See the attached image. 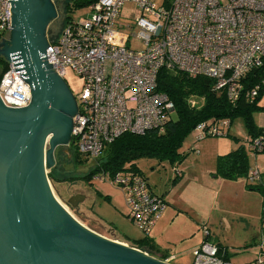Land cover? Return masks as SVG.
<instances>
[{"label":"built area","instance_id":"obj_1","mask_svg":"<svg viewBox=\"0 0 264 264\" xmlns=\"http://www.w3.org/2000/svg\"><path fill=\"white\" fill-rule=\"evenodd\" d=\"M13 1L0 0V42L9 38ZM127 6L137 13L129 23L121 15ZM89 10L84 22L68 18L60 32L48 38L43 57L62 79L71 69L82 80L71 141L94 165L122 135L165 131L175 107L157 90L161 70L210 79L215 90L234 104L244 77L263 64L264 0H172L168 6L162 0L159 7L152 0H97ZM26 80L22 66L8 63L0 79V98L6 107L30 104ZM258 91L259 86L250 90L247 98L254 101ZM228 125V121L201 122L194 129L196 140L224 136ZM244 144L250 154L263 153L264 131ZM174 174L181 176L176 168ZM93 179L108 180L120 188L127 218L148 236L166 205L146 179L129 169L112 175L102 172ZM248 179L259 183V170H250ZM209 238V230L203 228V241L192 251V264H235L226 259L227 250ZM173 260L169 256L162 262Z\"/></svg>","mask_w":264,"mask_h":264},{"label":"water","instance_id":"obj_2","mask_svg":"<svg viewBox=\"0 0 264 264\" xmlns=\"http://www.w3.org/2000/svg\"><path fill=\"white\" fill-rule=\"evenodd\" d=\"M56 6L14 0L9 38L0 42V58L22 66L31 89L24 108L0 98V264H167L91 231L53 194L48 171L59 147L71 142L77 114L76 99L43 57ZM85 198L67 202L76 209Z\"/></svg>","mask_w":264,"mask_h":264},{"label":"rangeland","instance_id":"obj_3","mask_svg":"<svg viewBox=\"0 0 264 264\" xmlns=\"http://www.w3.org/2000/svg\"><path fill=\"white\" fill-rule=\"evenodd\" d=\"M152 2L157 7L162 4V0ZM89 14L88 5L77 7L74 1H71L66 18L82 23ZM121 15L123 21L127 19L129 23L136 18L137 13L132 7L127 6L122 9ZM53 33L55 32L49 29V37H52ZM2 61L4 60L0 58V73L4 68ZM63 82L76 99L82 91L81 78L71 69H67ZM263 101L264 94L261 95L262 104ZM190 103L198 108L202 104V99L193 97ZM172 118L176 119V116L172 115ZM224 133L228 136L206 137L197 141L198 133L193 130L180 148L182 153L180 160L142 156L125 166V169H129L134 165L146 179L149 189L165 202L162 218L148 238L153 241L158 239L163 248L169 249V254L176 255L173 264H192L191 252L196 244L198 246L201 244L203 228L209 230L212 238L214 235L218 237L219 243L228 248L227 252L232 259L239 250L245 249L242 240L248 230L252 234L259 230L261 203V207L257 205L255 217L248 218L251 227L246 233L243 231L246 225L240 221V216L245 214L246 210L249 212L248 215L253 216V205L262 194L249 191L248 200L252 206H245L241 201L243 198L241 195L237 198L231 195L238 190L239 185L241 190L246 191L241 181H227L215 176L217 156L237 150L249 138L243 119L234 118ZM67 150L62 147L56 152V163L52 170L56 171L55 179L59 183L53 185L50 182L53 194L60 204L82 225L107 239L117 241L118 238L132 243L146 238L127 218L120 188L108 180L101 182L92 178L86 183L84 177L96 164L89 160L76 167L73 163L75 160L72 161L71 150ZM174 167L182 171L181 177H175ZM75 194L84 195L86 198L76 209H72L67 201Z\"/></svg>","mask_w":264,"mask_h":264},{"label":"trees","instance_id":"obj_4","mask_svg":"<svg viewBox=\"0 0 264 264\" xmlns=\"http://www.w3.org/2000/svg\"><path fill=\"white\" fill-rule=\"evenodd\" d=\"M71 1H74V5L79 7L84 5L89 6L97 0H67L65 7L66 13L71 5ZM171 1L163 0L165 6L170 5ZM66 20L67 18H65ZM2 62L4 63V68L0 73V79L8 69V63ZM157 81V90L166 94L174 103L175 111L172 115H175L176 119L171 117L163 133L159 134L158 132L152 131L146 133L144 136L125 134L116 139L105 148L94 168L88 171L84 177L86 183H89L95 175L102 172H108L111 175L120 172L126 168L127 163L142 156L180 160L182 158L180 148L183 142L201 122L228 121V129L234 118L241 117L244 121L248 137L257 138L264 131V129L257 127L254 120L255 113L264 111V108L258 105L261 100V95L264 94V59L261 67L252 70L244 77L242 80V93L239 100L234 104L227 100L224 92L215 90L213 81L207 78L199 77L191 79L182 73L161 70L158 73ZM257 86H259L258 95L254 101H250L246 94ZM193 97L202 99L200 107L197 108L191 105L190 102ZM226 135L228 136L227 133L224 134V136ZM71 146L72 161L75 160L73 163L76 167L81 163L88 162L87 159L77 152L73 142ZM129 170L140 175L134 165ZM248 172L249 152L246 150L245 144L231 153L219 156L216 160L215 176L221 179L236 181L241 178H247ZM55 174L56 171L52 169L48 174L49 180L53 185L59 183L55 179ZM247 187H255L260 192H263L259 186H251L248 184ZM133 245L137 249L145 247L149 252L153 251L156 246L147 237L133 241ZM218 247L224 249L220 245ZM226 259L230 260V256L227 253Z\"/></svg>","mask_w":264,"mask_h":264},{"label":"crops","instance_id":"obj_5","mask_svg":"<svg viewBox=\"0 0 264 264\" xmlns=\"http://www.w3.org/2000/svg\"><path fill=\"white\" fill-rule=\"evenodd\" d=\"M258 105H259V107L264 108V103L262 104L261 100H260V102H259ZM254 120H255V123H256V125H257L258 128L264 129V111L255 113ZM223 155H226V154H223ZM223 155H219V156H223ZM219 156H217V158ZM215 164H216V162H215ZM255 169L259 170V174H260V181H259V183L249 182L248 175H247V178H243V179L236 180V181H241L242 186H245V190L247 192L241 190L240 189V185H239L238 186V190L236 192H232V194H231L235 198H237V197H239L241 195L243 197L241 199V201L244 202L245 206H249V207L252 206V203L248 200V198H250V197H248L249 194H250L248 192L250 191V192H256L258 194H262V197L261 198L260 197H257L258 202L256 201L255 202V205H253V209H252L253 210V216L248 215L249 212L247 210H246L245 214H242L240 216V221H243L245 223V225H246V227L243 229V231L246 233V231L248 230V228L251 227V224L249 223L248 218L253 219L255 217L254 216V213L256 212L257 205H259V207H261L260 206V203L262 204V215H261V219H260V227H259V230L257 232H254V234L250 233L249 230H248V232L246 233L245 237L242 240V242L244 244L243 247L245 249L239 250L238 251V254H235V257L233 259L230 256V258H231L230 260L233 263H235V264H258L257 263V260L259 258H263V260H262V262L260 264H264V210H263L264 209V152L263 153H259V154L254 155V156L249 153V171L250 170H255ZM181 176H182V171H181ZM248 184L251 185V186H259V188H261L263 190V192H260L258 190V188H255V187H253L255 189H253L252 187H250V188L247 187ZM159 221L157 222V225H155V227L151 230V232H150V234L148 236H150L151 233L156 228V226H158ZM148 236H145L144 235V237H147V238H148ZM116 240H117V242L122 243V244H125L127 246L135 247V245H133V242L130 243V241L119 240L118 238ZM209 240L211 242H213L214 244H217V245L222 246L219 243L218 237H216V235H214L213 238H212L211 233H210ZM248 240H249V242H248ZM202 241H203V239H202ZM153 243L156 245L155 248L153 249V251H150L149 252V250L147 251L145 247L142 248V249H139V250H142V251L146 252L149 256H151V257H153L155 259H158L160 261L165 260L169 256H174V259L176 260V255L169 254V249L168 248H165V247L163 248L161 246V244L158 243V239H157V241L154 240ZM249 244L252 245L253 247L250 248L251 246ZM247 245H249V246H247ZM254 245L258 246V248H255L256 246H254ZM195 246L198 247L197 244ZM195 246L193 247L194 249L196 248ZM222 247H224V246H222ZM224 249L228 250L227 247H224ZM227 254H228V252H227ZM191 255H192V252H191ZM171 264H173V263L171 262Z\"/></svg>","mask_w":264,"mask_h":264},{"label":"flooded vegetation","instance_id":"obj_6","mask_svg":"<svg viewBox=\"0 0 264 264\" xmlns=\"http://www.w3.org/2000/svg\"><path fill=\"white\" fill-rule=\"evenodd\" d=\"M66 1L67 0H53V2H55L56 5H57L56 7H57V11H58V20H56L55 22L51 23L50 26L48 27L49 29H51V32H55V33H53V35H57L60 32V30L62 28V25L65 22V18H66V10H65ZM71 143H72V141L69 143L68 146H62V147L67 148L68 150L69 149L72 150ZM62 147H59V149L57 150V152Z\"/></svg>","mask_w":264,"mask_h":264}]
</instances>
